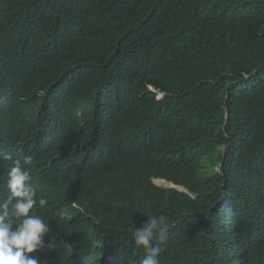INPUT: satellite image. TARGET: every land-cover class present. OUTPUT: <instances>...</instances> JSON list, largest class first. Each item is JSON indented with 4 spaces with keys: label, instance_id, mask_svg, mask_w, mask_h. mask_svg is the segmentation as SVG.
<instances>
[{
    "label": "trees",
    "instance_id": "16d2710c",
    "mask_svg": "<svg viewBox=\"0 0 264 264\" xmlns=\"http://www.w3.org/2000/svg\"><path fill=\"white\" fill-rule=\"evenodd\" d=\"M15 115L47 136L40 264H141L150 215L169 220L160 264H264V0H0Z\"/></svg>",
    "mask_w": 264,
    "mask_h": 264
},
{
    "label": "clouds",
    "instance_id": "9594fccd",
    "mask_svg": "<svg viewBox=\"0 0 264 264\" xmlns=\"http://www.w3.org/2000/svg\"><path fill=\"white\" fill-rule=\"evenodd\" d=\"M151 91H154L150 89ZM164 95L157 94V99ZM10 107L9 101L6 109ZM28 128L30 133L25 141L22 131ZM47 138L39 124L38 118L31 125L15 115L0 122V182L8 190L7 198L0 201V264H40L38 258L32 254L44 247V238L51 229L41 216L34 212L37 206H45L48 201L41 197L37 199V192L31 183V154L37 150ZM222 151L224 148L221 149ZM219 171V169H217ZM169 186L181 193L193 196L183 187L175 186L164 180ZM61 188L69 197L71 205L80 209L78 201L69 191L76 188L65 179ZM146 223L132 232L131 239L134 252L143 249L145 256L141 264H160L161 248L153 241L163 243L169 232V220L165 215L147 216ZM55 241L50 238L48 247L52 248ZM70 247V246H69Z\"/></svg>",
    "mask_w": 264,
    "mask_h": 264
},
{
    "label": "rangeland",
    "instance_id": "374dc122",
    "mask_svg": "<svg viewBox=\"0 0 264 264\" xmlns=\"http://www.w3.org/2000/svg\"><path fill=\"white\" fill-rule=\"evenodd\" d=\"M156 185H157V186H164V187L169 186L168 184H165L164 182L162 183L161 181H157V182H156Z\"/></svg>",
    "mask_w": 264,
    "mask_h": 264
},
{
    "label": "bare ground",
    "instance_id": "6f19581e",
    "mask_svg": "<svg viewBox=\"0 0 264 264\" xmlns=\"http://www.w3.org/2000/svg\"><path fill=\"white\" fill-rule=\"evenodd\" d=\"M163 183V182H162Z\"/></svg>",
    "mask_w": 264,
    "mask_h": 264
}]
</instances>
